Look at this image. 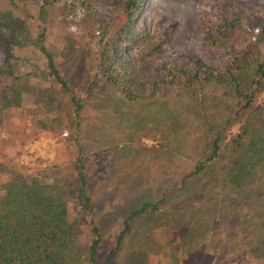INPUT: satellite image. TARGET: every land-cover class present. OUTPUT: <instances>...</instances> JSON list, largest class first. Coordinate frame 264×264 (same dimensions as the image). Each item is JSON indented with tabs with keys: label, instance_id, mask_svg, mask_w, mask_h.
<instances>
[{
	"label": "rangeland",
	"instance_id": "374dc122",
	"mask_svg": "<svg viewBox=\"0 0 264 264\" xmlns=\"http://www.w3.org/2000/svg\"><path fill=\"white\" fill-rule=\"evenodd\" d=\"M52 1L54 4L39 21L29 19L30 14L36 15L41 2L32 0L28 4L29 15L26 18L22 13L20 22L27 26L31 39L38 24L44 28L46 44L59 62L62 76L80 99L85 98L82 132L87 191L93 206V223L102 235L97 264H106L125 217L149 201H161L159 209L134 220L119 250L112 254V264H261L254 257L249 259L242 244L237 255L224 252V235L228 231L220 219L208 228L210 232L219 229L221 243L207 245L199 237L183 240L186 228L175 224L186 222L187 218L174 213L179 200H165L164 193L171 183V174L189 169L191 163L169 164L158 178L152 167H141L129 153L133 145L127 141L137 135L133 132V117L143 108L123 100L120 91L130 85L144 93V105L153 104L155 97L161 103L168 101L167 96L176 86L156 93L151 91L152 84L156 80L170 83L174 67L192 74V62L199 60L213 69H225L233 51L254 41L264 28V0H143L127 37H122L128 42H116L119 56L127 63L125 68L107 60V53L114 51L111 47L116 41L120 0ZM108 41L111 44L106 47ZM3 61L0 51V64ZM10 62L14 73L9 79H0V92L12 91V104L19 107L5 110L0 128V184L13 171L43 183L51 182L55 173L70 177L72 167L68 162L73 160V153L63 141L66 131L46 133L36 124L52 121L62 99L59 87L45 69L44 58L26 44L21 51H14ZM263 98L262 95L260 100ZM123 147L128 152L125 158L119 156ZM54 165L60 168L54 170ZM69 209L75 216L83 215L75 199L69 202ZM199 213L200 210L196 216ZM232 226L234 222L229 233L236 235L238 230ZM90 240L89 227L85 226L77 242L86 245Z\"/></svg>",
	"mask_w": 264,
	"mask_h": 264
},
{
	"label": "trees",
	"instance_id": "16d2710c",
	"mask_svg": "<svg viewBox=\"0 0 264 264\" xmlns=\"http://www.w3.org/2000/svg\"><path fill=\"white\" fill-rule=\"evenodd\" d=\"M31 1L0 0V51L4 56L0 79L12 77L14 65L10 60L14 51L29 44L41 54L62 99L55 107L52 121L36 124L46 133L66 131L63 141L72 148L73 160L68 162L72 175L63 178L55 173L51 182L43 183L20 171L8 173L9 178L0 184V264H97L102 235L93 223V206L87 191L82 132L85 98L80 99L62 76L59 62L46 44L44 28L38 24L31 39L27 26H22L21 14L27 18ZM120 1L116 41L111 47L114 51L107 53V60L125 68L127 63L119 56L116 42H128L122 37H127L144 1ZM53 4L52 0H41L37 16L30 14L29 19L42 21ZM110 44L108 41L106 47ZM192 64V74L174 67L170 83L153 82L151 91L156 93L161 88L176 86L167 96L168 101L160 103L155 97L153 104L144 105V93L138 88L125 85L120 91L123 100L144 111L133 117V132L137 135L128 138L127 143L133 145L129 153L141 167H152L156 178L169 164L191 163L189 169L169 173L171 183L164 193L165 200H179L174 213L187 218L186 222L175 224L186 228L183 240L199 237L207 245L221 243L219 229L210 232L208 228L220 219L225 232L228 231L224 235V252L237 255L242 244L249 259L254 257L264 264V98L260 100L264 96V28L254 41L233 51L225 69H213L199 60ZM10 93L15 95L12 91L0 92V128L5 110L19 107L12 104ZM235 128L236 132H232ZM124 148L121 155L118 152L121 158L128 155ZM74 199L82 208L81 217L70 212L69 202ZM160 203L143 202L125 217L106 264H112V254L119 250L134 220L157 211ZM232 222V229L238 230L236 235L229 233ZM85 226L89 227L91 240L80 245L77 238Z\"/></svg>",
	"mask_w": 264,
	"mask_h": 264
}]
</instances>
